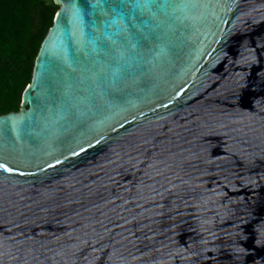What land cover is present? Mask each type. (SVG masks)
<instances>
[{
  "label": "water",
  "instance_id": "95a60500",
  "mask_svg": "<svg viewBox=\"0 0 264 264\" xmlns=\"http://www.w3.org/2000/svg\"><path fill=\"white\" fill-rule=\"evenodd\" d=\"M53 1L0 264H264V0Z\"/></svg>",
  "mask_w": 264,
  "mask_h": 264
},
{
  "label": "trees",
  "instance_id": "16d2710c",
  "mask_svg": "<svg viewBox=\"0 0 264 264\" xmlns=\"http://www.w3.org/2000/svg\"><path fill=\"white\" fill-rule=\"evenodd\" d=\"M57 9L53 0H0V115L19 110Z\"/></svg>",
  "mask_w": 264,
  "mask_h": 264
},
{
  "label": "snow or ice",
  "instance_id": "6c2138e0",
  "mask_svg": "<svg viewBox=\"0 0 264 264\" xmlns=\"http://www.w3.org/2000/svg\"><path fill=\"white\" fill-rule=\"evenodd\" d=\"M0 167H4L3 165H0ZM9 171H11V169H8Z\"/></svg>",
  "mask_w": 264,
  "mask_h": 264
}]
</instances>
